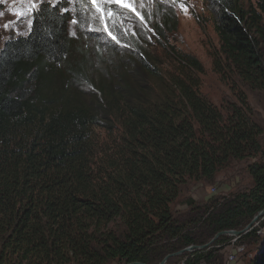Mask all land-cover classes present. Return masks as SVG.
Listing matches in <instances>:
<instances>
[{
	"label": "trees",
	"instance_id": "trees-1",
	"mask_svg": "<svg viewBox=\"0 0 264 264\" xmlns=\"http://www.w3.org/2000/svg\"><path fill=\"white\" fill-rule=\"evenodd\" d=\"M152 1L149 15L139 10L147 35L136 19L120 49L86 31L88 0H75L73 12L65 0L44 1L28 32L4 42L0 264H158L242 230L264 208V158L247 165L249 188L187 198L183 213L171 207L188 181L263 155L242 88L264 91V0H203L219 39L213 68L236 94L224 109L200 93V62L169 42L175 9ZM154 42L166 61L149 52ZM230 238L167 264H222L217 250ZM248 264H264V248Z\"/></svg>",
	"mask_w": 264,
	"mask_h": 264
},
{
	"label": "rangeland",
	"instance_id": "rangeland-1",
	"mask_svg": "<svg viewBox=\"0 0 264 264\" xmlns=\"http://www.w3.org/2000/svg\"><path fill=\"white\" fill-rule=\"evenodd\" d=\"M44 1L55 3L59 0H0V50L7 39L25 35L28 32L33 10ZM65 1L68 4V8L73 12L75 0ZM156 1L162 4V7H172L176 11L178 26L177 30L173 32L169 38L170 44L176 49L194 56L203 67V72L200 75V93L212 104L221 109L236 102L235 91L229 87V83L223 81L213 68V56L217 55L219 52V39L215 32L210 12L204 1ZM243 1L246 6L251 5L254 7L257 0ZM129 2L132 5L131 8L123 7L116 3H101L100 0H88L84 9V13L86 14V31L98 34L104 44L117 49L122 47L120 46L118 38H128L129 34L136 28V19L142 21L140 25L141 31L144 35H147V25L140 16L139 10H146L147 15H149V12H153L155 7L153 1L129 0ZM20 13L24 14L21 15ZM5 25L9 26L5 27ZM69 34H75L74 22H72L70 26ZM149 52H152L151 55L157 58V60L166 61L165 50L161 45L159 46L155 44V42L152 43ZM156 64L158 65V63ZM164 65L166 66V64ZM242 90L246 93L248 102L252 108L253 120L258 123L263 130L260 138L263 155L231 162L227 168L217 172L212 181H188L182 187L178 199L171 206L174 214L187 211V206L184 203V200L187 198L197 203H206L211 199L243 191L251 186V178L247 172V165L255 160L264 158V91H251L247 88H242ZM260 222L263 223L264 218L260 219L254 226L260 229L257 232V237L240 240L238 239L240 236L228 235L231 238L227 242H224L220 246V249L217 250V255H220L222 258V264H227V262H230L229 264H248L249 260L253 258L261 248H264V228L260 227ZM208 247H210V245L206 248ZM192 250L194 249L185 252H190ZM230 255L231 260L229 261L228 257ZM111 264L118 263L114 262ZM174 264L183 263L182 260H177L176 262L174 261Z\"/></svg>",
	"mask_w": 264,
	"mask_h": 264
},
{
	"label": "water",
	"instance_id": "water-1",
	"mask_svg": "<svg viewBox=\"0 0 264 264\" xmlns=\"http://www.w3.org/2000/svg\"><path fill=\"white\" fill-rule=\"evenodd\" d=\"M263 218H264V208L262 210H260L242 230H224V231L217 232L207 244H204L201 246L190 245L188 247H185V248H183L177 252L166 255L158 264H166V261L168 258H170L172 256H177V255H179L185 251H189L191 249L206 248L208 245L212 244L221 235L240 236L242 234H245L246 232L251 230L260 221V219H263ZM127 264H145V263L136 261V262H130Z\"/></svg>",
	"mask_w": 264,
	"mask_h": 264
},
{
	"label": "snow or ice",
	"instance_id": "snow-or-ice-1",
	"mask_svg": "<svg viewBox=\"0 0 264 264\" xmlns=\"http://www.w3.org/2000/svg\"><path fill=\"white\" fill-rule=\"evenodd\" d=\"M101 3H116V4H120L121 6L123 7H127V8H131L132 5L131 3L129 2V0H100ZM183 7V5H182ZM98 10H99V6H98ZM21 15H23L24 13H20ZM9 25H5V27H8ZM115 39V38H113Z\"/></svg>",
	"mask_w": 264,
	"mask_h": 264
},
{
	"label": "built area",
	"instance_id": "built-area-1",
	"mask_svg": "<svg viewBox=\"0 0 264 264\" xmlns=\"http://www.w3.org/2000/svg\"><path fill=\"white\" fill-rule=\"evenodd\" d=\"M230 257H231V255L228 257L229 261L231 260ZM229 263H230V262H229ZM229 263L227 262V264H229Z\"/></svg>",
	"mask_w": 264,
	"mask_h": 264
}]
</instances>
